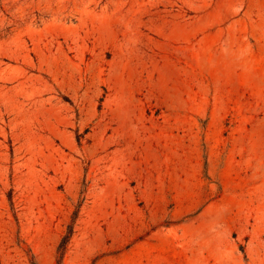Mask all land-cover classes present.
Segmentation results:
<instances>
[{"label": "rangeland", "instance_id": "1", "mask_svg": "<svg viewBox=\"0 0 264 264\" xmlns=\"http://www.w3.org/2000/svg\"><path fill=\"white\" fill-rule=\"evenodd\" d=\"M0 264H264V0H0Z\"/></svg>", "mask_w": 264, "mask_h": 264}, {"label": "trees", "instance_id": "2", "mask_svg": "<svg viewBox=\"0 0 264 264\" xmlns=\"http://www.w3.org/2000/svg\"><path fill=\"white\" fill-rule=\"evenodd\" d=\"M67 239L68 237L63 238V240L61 241V244L59 245V252L61 254V251H63L65 249L66 243H67Z\"/></svg>", "mask_w": 264, "mask_h": 264}]
</instances>
